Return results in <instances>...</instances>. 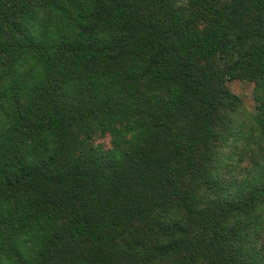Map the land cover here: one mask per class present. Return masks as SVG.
<instances>
[{
  "label": "trees",
  "instance_id": "1",
  "mask_svg": "<svg viewBox=\"0 0 264 264\" xmlns=\"http://www.w3.org/2000/svg\"><path fill=\"white\" fill-rule=\"evenodd\" d=\"M264 0H0V264H264Z\"/></svg>",
  "mask_w": 264,
  "mask_h": 264
},
{
  "label": "rangeland",
  "instance_id": "2",
  "mask_svg": "<svg viewBox=\"0 0 264 264\" xmlns=\"http://www.w3.org/2000/svg\"><path fill=\"white\" fill-rule=\"evenodd\" d=\"M225 89L228 92L238 95L246 104L252 107L264 101V88L253 85L252 83L232 81L225 86Z\"/></svg>",
  "mask_w": 264,
  "mask_h": 264
}]
</instances>
